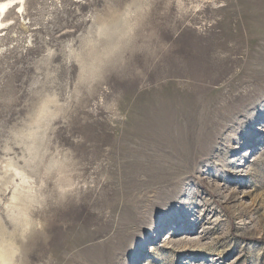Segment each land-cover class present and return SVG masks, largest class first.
I'll list each match as a JSON object with an SVG mask.
<instances>
[{
  "label": "rangeland",
  "instance_id": "374dc122",
  "mask_svg": "<svg viewBox=\"0 0 264 264\" xmlns=\"http://www.w3.org/2000/svg\"><path fill=\"white\" fill-rule=\"evenodd\" d=\"M16 11L0 16L11 264H264V0Z\"/></svg>",
  "mask_w": 264,
  "mask_h": 264
},
{
  "label": "bare ground",
  "instance_id": "6f19581e",
  "mask_svg": "<svg viewBox=\"0 0 264 264\" xmlns=\"http://www.w3.org/2000/svg\"><path fill=\"white\" fill-rule=\"evenodd\" d=\"M17 8L16 13L22 12L24 10V0H2L0 1V16L3 15V13H6V11H8V9L10 8ZM8 25V21L4 20V19H0V29H4L6 26ZM48 100V99H47ZM46 103V102H45ZM43 109V108H42ZM45 111V110H44ZM40 115V114H38ZM45 118V117H44ZM36 121V120H35ZM39 124V123H38ZM37 124V125H38ZM34 125V123H33ZM32 125V126H33ZM35 125V126H37ZM31 127V126H30ZM29 128V127H27ZM30 129V128H29ZM42 129V128H41ZM35 132V131H34ZM37 132V131H36ZM23 133V132H22ZM28 134V133H27ZM33 136V134H31ZM30 135V136H31ZM26 137V136H25ZM31 138V137H30ZM30 140V139H29ZM28 140V142H29ZM27 141V139H26ZM31 143V142H30ZM33 145V144H32ZM35 146V145H34ZM33 146V147H34ZM41 146V145H40ZM30 147V146H29ZM39 147V146H38ZM31 148V147H30ZM36 148V147H35ZM25 150V149H24ZM29 151V150H28ZM38 151V149H37ZM33 152V150H32ZM39 152V151H38ZM24 153V152H23ZM27 153V152H26ZM36 153L34 152V155ZM30 155V154H29ZM37 155V154H36ZM28 157V156H27ZM26 157V158H27ZM33 157V155H32ZM37 157V156H36ZM35 157V158H36ZM32 159V158H30ZM10 160V159H9ZM36 160V159H35ZM12 161V160H11ZM26 162H28L26 160ZM35 162V161H34ZM24 163V162H23ZM29 163V162H28ZM16 164V163H15ZM17 165V164H16ZM30 165V163H29ZM34 165V164H33ZM8 166L13 167V173H15V175L19 178V182L18 183H25L28 181V176L27 174L23 171L25 169H19L17 167H14V165L12 163H8ZM28 166V165H27ZM26 166V167H27ZM9 169V168H8ZM33 169V168H32ZM14 179V178H13ZM17 180V179H16ZM20 185V184H18ZM215 192L216 190H218V188L216 186H211L209 185ZM27 190V189H26ZM32 190V189H31ZM29 191V190H28ZM23 193V192H22ZM28 194V193H27ZM26 196V195H25ZM11 202L13 203V207L16 210V215L13 217L15 219V222L17 221L16 219L20 220L23 224L24 227L28 228L29 225L31 224V218L29 216L28 213V201H30V197H24L21 198L20 194L18 193V188L17 185L14 186L12 194H11ZM32 198V197H31ZM20 200V203H16V201ZM35 202V201H34ZM32 203V202H30ZM12 212V211H11ZM19 224V223H18ZM16 225V223L14 224ZM19 227V226H18ZM172 236H168L164 239V241L166 240V243H170L171 242V238ZM194 241V239H193ZM14 241H13V237L11 238L4 236V234H2L0 232V264H11L14 260V247H13Z\"/></svg>",
  "mask_w": 264,
  "mask_h": 264
}]
</instances>
